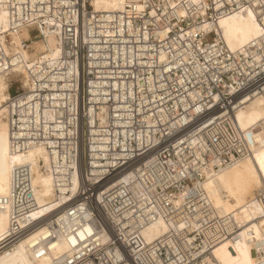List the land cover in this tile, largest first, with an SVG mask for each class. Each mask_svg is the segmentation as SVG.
<instances>
[{
    "label": "built area",
    "instance_id": "2783aa9c",
    "mask_svg": "<svg viewBox=\"0 0 264 264\" xmlns=\"http://www.w3.org/2000/svg\"><path fill=\"white\" fill-rule=\"evenodd\" d=\"M91 2L0 0L7 34L48 29L58 39L59 56L30 63L29 88L0 111L13 151L45 149L61 201L35 218L32 167H15L0 198L11 225L0 257L44 229L30 246L36 260L68 245L49 264H206L239 228L194 188L251 158L264 138V119L248 133L237 120L264 102V41L231 50L218 33L256 0H138L117 12ZM254 13L264 23L259 7ZM40 39L21 48L32 52ZM21 60L0 38V75ZM254 202L264 209L261 194ZM160 223L168 231L146 242L142 231Z\"/></svg>",
    "mask_w": 264,
    "mask_h": 264
},
{
    "label": "bare ground",
    "instance_id": "6f19581e",
    "mask_svg": "<svg viewBox=\"0 0 264 264\" xmlns=\"http://www.w3.org/2000/svg\"><path fill=\"white\" fill-rule=\"evenodd\" d=\"M127 2L138 0H92L91 6L96 12H117ZM254 16L255 13H253ZM259 24V21H257ZM9 31V19L6 12L0 9V38L6 47H11L13 53L21 55V64H18L10 75H0V106L10 96V82L21 80V89L29 88L27 66L41 54L47 58L55 59L60 54L58 39L42 29L39 34H32L33 30H24L19 33L7 34ZM218 33L223 37L231 50H239L257 39L251 31V22L248 11L238 13L223 19L220 22ZM41 37L33 41V51L22 49V41L33 37ZM8 50V49H7ZM35 52V53H34ZM5 110L0 111V198L9 195L11 190L12 170L23 164H29L33 172V187L40 209L34 214L40 218L53 211L61 202L56 200L54 177L50 158L41 147H36L24 152L13 151L10 145L9 122ZM264 119V102L260 99L252 101L244 109L237 113V120L243 132L248 133L254 126ZM260 145L254 148L253 156L241 161L234 167L221 171L214 177L197 185L194 191L202 192L204 200L215 216L230 218L233 224L239 228V235L229 239L215 249L213 257L206 264H257L264 258V248L258 247L259 242L253 239L258 233L264 237V219L261 218V208L254 202L260 194L259 186L256 190L249 187L252 177H264V138L259 139ZM183 195L178 197L181 201ZM11 229L9 215L0 211V236H5ZM168 231L166 224L160 223L143 230L141 235L150 243ZM46 231L40 229L30 237L24 239L8 256L0 257V264H49L58 254L67 250V242L62 241L58 249L52 255L36 260L30 250V246L41 240ZM247 250V257H245ZM256 251L258 258H255ZM214 258V259H213Z\"/></svg>",
    "mask_w": 264,
    "mask_h": 264
},
{
    "label": "snow or ice",
    "instance_id": "6c2138e0",
    "mask_svg": "<svg viewBox=\"0 0 264 264\" xmlns=\"http://www.w3.org/2000/svg\"><path fill=\"white\" fill-rule=\"evenodd\" d=\"M198 7H206L205 4H203L202 0L197 4ZM147 7V5H145ZM155 8V5L152 6ZM173 8L176 7V5H172ZM216 7H221L219 3L216 4ZM259 7L261 10V16H264V0H256L255 5L249 4V8L252 9V11H248V17L251 22V31L256 36H259L262 41H264V23H257V21L260 20L259 16H254L253 13L255 11V8ZM257 186H259L260 194L262 197V200H264V177H252L249 181V187L252 190H256ZM261 218L264 219V209L261 210ZM183 227V225H181ZM256 241L259 242L258 247L264 248V237H262L259 233L253 238ZM0 240H3V236H0ZM245 257H247V250H245ZM257 264H264V258L260 259Z\"/></svg>",
    "mask_w": 264,
    "mask_h": 264
},
{
    "label": "rangeland",
    "instance_id": "374dc122",
    "mask_svg": "<svg viewBox=\"0 0 264 264\" xmlns=\"http://www.w3.org/2000/svg\"><path fill=\"white\" fill-rule=\"evenodd\" d=\"M32 34H34V33H32ZM34 53H35V52H34ZM20 90H21V80L18 79V80L16 81L14 87L11 89V94H14V93H16V92H18V91H20Z\"/></svg>",
    "mask_w": 264,
    "mask_h": 264
}]
</instances>
